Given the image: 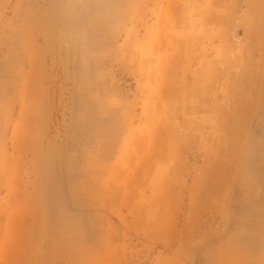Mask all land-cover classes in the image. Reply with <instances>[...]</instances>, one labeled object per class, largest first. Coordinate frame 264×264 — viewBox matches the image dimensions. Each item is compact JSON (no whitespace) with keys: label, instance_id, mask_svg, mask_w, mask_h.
Here are the masks:
<instances>
[{"label":"rangeland","instance_id":"374dc122","mask_svg":"<svg viewBox=\"0 0 264 264\" xmlns=\"http://www.w3.org/2000/svg\"><path fill=\"white\" fill-rule=\"evenodd\" d=\"M0 264H264V0H0Z\"/></svg>","mask_w":264,"mask_h":264}]
</instances>
